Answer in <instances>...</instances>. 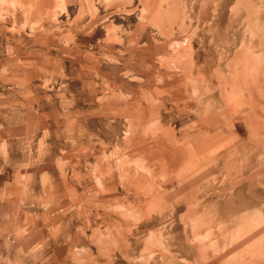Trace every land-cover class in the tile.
<instances>
[{
	"label": "rangeland",
	"instance_id": "374dc122",
	"mask_svg": "<svg viewBox=\"0 0 264 264\" xmlns=\"http://www.w3.org/2000/svg\"><path fill=\"white\" fill-rule=\"evenodd\" d=\"M257 54L264 0H0V264H46L41 209L56 181L65 192L69 131L141 94L154 108L169 94L171 110L199 116L195 62L228 69ZM192 160L170 167L186 180H171L168 197L155 191L169 212L137 229L132 260L116 263L264 264V122L218 163Z\"/></svg>",
	"mask_w": 264,
	"mask_h": 264
},
{
	"label": "crops",
	"instance_id": "0c3cea01",
	"mask_svg": "<svg viewBox=\"0 0 264 264\" xmlns=\"http://www.w3.org/2000/svg\"><path fill=\"white\" fill-rule=\"evenodd\" d=\"M257 55L256 60L231 61L228 69L197 56L205 90L201 96L205 109L199 116L190 114L186 120L184 114L171 110L169 94H163L159 108H154L153 98L141 94L121 100L113 116L101 106L92 116L96 126L69 131L75 141L66 147L65 192L56 181L51 185L54 200L41 209L49 214L43 225L50 249L40 261L120 264L116 262L132 260L134 232L151 228L155 212H169L168 200L155 208V191L168 197L171 180H186L183 173L171 177L170 167L184 166L187 154L195 165L218 163L242 133L249 136L264 122V61ZM235 63V69L230 68ZM109 120L113 124L107 125ZM97 243L104 248H96Z\"/></svg>",
	"mask_w": 264,
	"mask_h": 264
}]
</instances>
